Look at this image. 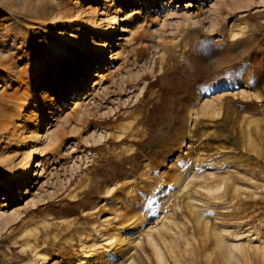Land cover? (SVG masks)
<instances>
[{"label":"rangeland","instance_id":"obj_1","mask_svg":"<svg viewBox=\"0 0 264 264\" xmlns=\"http://www.w3.org/2000/svg\"><path fill=\"white\" fill-rule=\"evenodd\" d=\"M262 106L264 0H0V264H264Z\"/></svg>","mask_w":264,"mask_h":264},{"label":"bare ground","instance_id":"obj_2","mask_svg":"<svg viewBox=\"0 0 264 264\" xmlns=\"http://www.w3.org/2000/svg\"><path fill=\"white\" fill-rule=\"evenodd\" d=\"M116 29H118V25H115V26H113V28H112V30L110 31V33L108 34V36H107V48L110 46V42H109V40H110V38L112 37V35L114 34V31L116 30ZM235 36L236 35H233L232 36V39H231V43H233L234 42V38H235ZM229 40V39H228ZM102 54H106V50L105 51H103V52H101ZM221 53V52H220ZM217 54V53H216ZM259 72H261V69L259 68L258 69V72H256V73H251V74H247L245 77H243L244 79H245V82L247 83L246 85L248 86V85H254L255 83L254 82H251V77L253 76V75H256V74H259ZM235 83V81H233V80H231V82H229V87L230 86H233L234 84H231V83ZM251 83H254V84H251ZM260 86V85H259ZM218 87V86H217ZM261 87H263V86H261ZM262 91H263V88H262ZM263 93V92H262ZM250 95H262L261 94V92L260 91H258V92H256L255 94H253V93H250ZM260 97V96H259ZM259 99V98H258ZM250 100V99H249ZM254 102H256V100H254V99H251L250 101H249V105H252ZM259 104V103H258ZM259 107V106H258ZM263 107V106H262ZM199 112V111H198ZM255 112V111H254ZM247 119V118H246ZM200 122V121H199ZM243 122L245 123L246 121H242V125H241V127H243ZM247 122L249 123L248 124V137L246 136V132H245V129L243 130V129H240L241 130V133H240V135H241V138L243 139V138H245L246 140H247V142H246V144H245V147H250V148H254L255 150H256V152L258 153V155H260L261 156V158H263L262 160H263V162H264V107L262 108V109H260V110H258L257 112H255L253 115H250L249 116V118H248V120H247ZM244 128V127H243ZM246 134H245V133ZM245 134V135H244ZM245 140V141H246ZM244 141V140H243ZM243 143V142H242ZM245 143V142H244ZM192 144V143H191ZM199 146V145H198ZM200 147H201V145H200ZM249 148V149H250ZM252 151V150H251ZM192 152V151H191ZM187 155V154H186ZM257 155V154H256ZM190 156V155H189ZM206 158V157H205ZM187 161V166H184V170H179V169H175L174 170V172H175V174H173L172 175V177H173V179H178V181H177V184H178V190L180 189V190H183V189H185V188H189L190 186L188 185V183H186L185 182V179H186V177L184 176V174H188V172L190 173V171L191 170H194V168H197L198 166H199V164H198V158L197 159H195V160H192V161H189V160H186ZM185 162V161H184ZM194 163V166H191V164H193ZM191 166V168L189 169L188 167H190ZM194 167V168H193ZM200 167V166H199ZM186 168H188L187 170H186V173H184L185 172V169ZM193 168V169H192ZM27 172L25 173V174H21V177H22V179H27L28 178V173H29V170H30V165L27 167ZM145 169V168H144ZM151 169V168H150ZM150 169H146V170H144V173L145 174H148V175H151V171H150ZM184 171V172H183ZM184 176V177H183ZM213 178V177H212ZM215 180V179H214ZM227 180V179H226ZM187 181V180H186ZM228 182H229V178H228V180H227ZM224 184H225V180H224ZM232 184H233V182H232ZM140 185V184H139ZM229 187H230V183H228L227 184ZM234 185V184H233ZM189 186V187H188ZM220 189H221V187H222V185L220 184V186H218ZM224 187H225V185H224ZM120 188V187H119ZM133 188V187H132ZM195 188V187H194ZM223 188V187H222ZM228 188V187H227ZM226 188V189H227ZM217 189V188H216ZM225 189V188H224ZM226 192V191H225ZM225 194H228V193H225ZM226 196V195H225ZM232 196V195H231ZM214 197V196H213ZM220 197H222V196H220ZM224 197V196H223ZM234 197H236V196H234ZM223 199V198H222ZM225 199V198H224ZM226 200V199H225ZM240 200H242V199H240ZM239 200V201H240ZM230 201V200H229ZM226 202V201H225ZM235 201H233V203H234ZM233 203H232V205H233ZM239 202H237V204H238ZM234 204H236V203H234ZM236 204V205H237ZM240 205V204H239ZM130 209V208H129ZM123 213V212H122ZM121 213V214H122ZM119 215V214H118ZM133 216H134V214H133ZM123 218V217H122ZM129 218V217H128ZM130 220V219H129ZM159 220V219H158ZM158 224H159V221L158 222H154V225H150L149 226V228L150 229H152L153 227H156V226H158ZM117 232V231H116ZM121 233V232H120ZM122 235V234H121ZM177 237V236H176ZM110 238V239H109ZM125 238H126V236H125ZM128 238V237H127ZM106 239H109V241H110V245H112V249H115V250H117L118 248H120L121 246H122V243H120V241H119V238H116V237H114V239H113V237H111V236H106ZM103 240H105V239H103ZM125 240V239H124ZM129 241V240H128ZM126 242V241H125ZM94 243V242H93ZM87 245V244H86ZM86 247H88V245L86 246ZM104 248V247H103ZM91 249V248H90ZM95 249V248H94ZM156 249H157V247H156ZM158 250V249H157ZM104 253V252H103ZM123 253V252H122ZM102 254V253H101ZM105 254H106V252H105ZM106 256V255H105ZM103 257V256H102ZM97 258H98V256H97Z\"/></svg>","mask_w":264,"mask_h":264}]
</instances>
